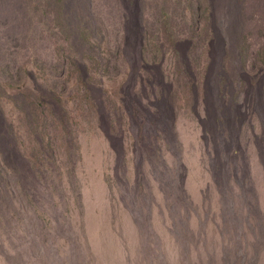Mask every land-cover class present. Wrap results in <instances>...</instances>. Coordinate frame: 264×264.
Instances as JSON below:
<instances>
[{
	"label": "rangeland",
	"instance_id": "rangeland-1",
	"mask_svg": "<svg viewBox=\"0 0 264 264\" xmlns=\"http://www.w3.org/2000/svg\"><path fill=\"white\" fill-rule=\"evenodd\" d=\"M138 2L0 0V264H264V206L211 174L180 61L208 0Z\"/></svg>",
	"mask_w": 264,
	"mask_h": 264
},
{
	"label": "bare ground",
	"instance_id": "bare-ground-1",
	"mask_svg": "<svg viewBox=\"0 0 264 264\" xmlns=\"http://www.w3.org/2000/svg\"><path fill=\"white\" fill-rule=\"evenodd\" d=\"M237 4L234 12L229 0H208L207 11L198 5L178 47L193 83L191 111L211 174L225 179L229 195L236 185L244 206H264V17L245 11V1ZM156 84L159 109L170 124L173 89L164 77L155 81V103Z\"/></svg>",
	"mask_w": 264,
	"mask_h": 264
}]
</instances>
